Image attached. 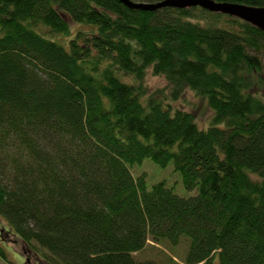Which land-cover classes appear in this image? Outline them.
I'll list each match as a JSON object with an SVG mask.
<instances>
[{
	"label": "trees",
	"instance_id": "1",
	"mask_svg": "<svg viewBox=\"0 0 264 264\" xmlns=\"http://www.w3.org/2000/svg\"><path fill=\"white\" fill-rule=\"evenodd\" d=\"M149 73L211 126L147 97ZM146 159L196 195L148 188ZM0 216L44 264H156L135 255L183 238L186 264H264V32L201 7L0 0Z\"/></svg>",
	"mask_w": 264,
	"mask_h": 264
},
{
	"label": "rangeland",
	"instance_id": "2",
	"mask_svg": "<svg viewBox=\"0 0 264 264\" xmlns=\"http://www.w3.org/2000/svg\"><path fill=\"white\" fill-rule=\"evenodd\" d=\"M79 26V24H74L71 27V37L75 35L78 29H81ZM70 36L63 38L57 37V40L62 42L63 40H67ZM144 84L147 97L155 95L162 99L165 104H172L174 108L194 112L196 122L202 129H207L211 126L213 112L204 100L196 96L190 89L185 88L180 99L173 101L170 98V93L172 91L171 87L164 78L155 77L149 73ZM132 172L135 177L144 175L148 188H151L157 183L165 182L169 187L174 188L176 194L182 197L190 198L196 195V192H189L185 189L180 173L174 170L172 164L168 168L163 169L152 160L146 159L141 165L134 166ZM10 228V224L6 218L0 216V245L6 251L9 260L13 264H44L38 261L33 255L26 253L25 247L18 242L19 240L16 235L13 237L5 233L9 232ZM188 247L189 244L185 238H183L179 245H172L168 242L155 244L149 240L145 249L136 254L135 257L138 261H153L156 264H186ZM0 264L7 263L0 260ZM212 264H219L218 260L213 261Z\"/></svg>",
	"mask_w": 264,
	"mask_h": 264
},
{
	"label": "water",
	"instance_id": "3",
	"mask_svg": "<svg viewBox=\"0 0 264 264\" xmlns=\"http://www.w3.org/2000/svg\"><path fill=\"white\" fill-rule=\"evenodd\" d=\"M132 10L154 12L164 8L188 9L201 7L210 12L227 15L251 24L264 32V8L246 5L217 3L210 0H164L158 3H137L132 0H118Z\"/></svg>",
	"mask_w": 264,
	"mask_h": 264
}]
</instances>
